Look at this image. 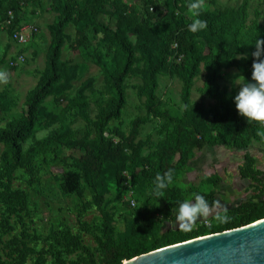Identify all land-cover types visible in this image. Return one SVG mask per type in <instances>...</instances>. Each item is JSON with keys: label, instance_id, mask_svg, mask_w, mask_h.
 <instances>
[{"label": "trees", "instance_id": "16d2710c", "mask_svg": "<svg viewBox=\"0 0 264 264\" xmlns=\"http://www.w3.org/2000/svg\"><path fill=\"white\" fill-rule=\"evenodd\" d=\"M190 2L164 0V10H150L142 2L143 13H138L137 3L119 10L110 0L53 1L57 14L49 25L50 39L43 70L25 95L22 113L0 126V234L12 230L11 217L24 226L22 213L27 207V196L12 187L13 173L39 160L63 165L65 170L60 175L63 194L73 195L87 189L91 203L100 214L98 230L90 231L96 247L91 250L69 229H51L45 249H31L16 237L9 238L5 242L8 258L3 260L0 256V264H26L27 259L30 264H120L124 259L157 248L264 218V172L256 166L255 158L245 152L238 177L248 180L255 192L224 208L221 214L230 218L227 222L221 223L215 218L214 223L202 225L191 234L180 228L165 229L167 223L176 221L173 208L184 201L174 184L176 172L187 167L197 150L217 146L241 150L264 139L258 135L264 132V126L248 122L238 113L234 102L238 93L219 84L224 66L244 72L246 81L252 79L255 41L264 39V24L259 23L258 12L248 21V0H241L237 7L212 9L197 17L207 22V28L193 33L188 29L193 22L187 8ZM15 5L14 0H0L1 19L6 17L7 10L14 11ZM103 14H109L113 22L101 20ZM69 24L75 26L77 44L99 68L103 86L97 91L94 80L87 78L65 106L54 113L45 107V100L63 98L77 75V65L66 63L61 57ZM88 29L100 35L110 52L88 47ZM246 53L247 59L235 57ZM162 70L181 81V110L164 107L156 94L157 77ZM202 71L200 92L214 101L208 107L191 102L195 79ZM135 72L141 79L137 95L147 115L161 121L162 136L147 155L141 153L146 142L136 141L144 121L142 117L132 122L127 135L116 130L114 135L119 137L118 141L105 135L109 123L118 120L123 112L125 81ZM90 97L96 110L93 118L89 114ZM6 102L5 93L0 92V109ZM69 114L80 117L90 127L91 135L75 138L67 124ZM54 125L46 136L35 137L38 128ZM27 142L30 143L25 147ZM136 167H139L137 174ZM169 169L173 170V184L164 190V197L158 198L154 195L155 177ZM125 170L130 173L131 194L140 202L142 210L138 218L125 220L123 230L115 234L117 219L105 208L104 199L112 190L120 194ZM220 183L218 174L203 175L200 185L209 189L189 187L191 201L195 203L194 194H199L210 205L220 202L221 197L215 190ZM72 253L76 256L67 259L66 255Z\"/></svg>", "mask_w": 264, "mask_h": 264}, {"label": "rangeland", "instance_id": "374dc122", "mask_svg": "<svg viewBox=\"0 0 264 264\" xmlns=\"http://www.w3.org/2000/svg\"><path fill=\"white\" fill-rule=\"evenodd\" d=\"M15 10H7L6 17L1 19L0 12V70L6 71L9 75L8 84H0V92H4L7 102L0 109V126H3L9 119L19 116L23 111L25 95L36 83L44 67L45 53L49 44V25L57 14L54 7V0H14ZM241 0H205L206 11L223 7H237ZM142 2L149 5L150 10L165 9L164 0H110V4L123 10L125 7L137 3L138 13H143ZM204 11V12H206ZM203 12V13H204ZM254 12H258V21L264 24V0H248V21L254 18ZM10 13L12 18H10ZM101 20L107 23L113 22L109 14L100 16ZM10 22L7 23V20ZM158 27V24L155 25ZM66 39L62 48V60L66 63L77 65V75L72 81V88L65 93L63 98L48 97L45 100V107L51 112H59L67 100L74 96L77 87L87 78L94 80V87L97 91L102 90L103 81L99 68L83 52L75 38V26L69 24L66 29ZM18 34V37H15ZM23 35L24 40L19 39ZM88 47L110 52L108 47L101 42L100 35L94 34L90 29L86 31ZM111 54V53H110ZM248 58V53L244 54ZM157 58L154 57V60ZM141 63L139 64V67ZM246 81L245 73L234 67L224 66L220 72L219 84L228 91L235 90L237 93L240 85L235 83ZM158 88L156 94L166 108L173 107L181 110V81L167 70H162L157 77ZM203 80V71L195 79L191 92V102L203 106H211L213 100L205 97L200 92ZM141 83L139 73H133L127 77L126 84V105L118 120L111 121L105 135L119 140L114 133L116 130L127 135L132 122L138 118H144L139 126L137 140L145 141L142 155L152 152L157 140L162 136L159 133L161 121L147 115L142 105V99L137 95V86ZM90 97V101H91ZM96 113L95 107L90 102L89 114L93 118ZM67 124L73 131L75 138H80L90 133V127L84 121L73 114L67 116ZM50 128H38L35 137L42 138L48 134ZM91 135V133H90ZM30 142L25 143V147ZM2 146H0V150ZM245 152L251 154L256 161V166L264 172V139L254 143L247 149L234 150L228 147L202 148L195 152L194 157L187 164V167L178 169L174 184L179 188L185 200L191 201L189 187H198L207 191L209 187L201 186L203 175L214 172L220 174L221 183L215 188L217 195L221 197L220 203L225 207H231L241 200L247 199L255 192L249 181L238 177V167L243 162ZM67 153V152H66ZM28 170L31 171L29 174ZM65 168L60 163L45 164L39 160L33 161L29 166L18 168L13 173L12 187L23 191L27 196V207L22 213L24 226L11 217L9 222L12 230L8 234H0V256L3 260L8 257V248L5 242L12 236L31 249H45L48 242V234L51 229H69L71 233L78 236L81 242L91 250L96 244L90 231L98 230L100 214L98 209L91 203L87 189H82L77 194L65 195L60 188V175ZM139 173V167L134 168ZM205 173V174H204ZM124 181L119 195L115 190L105 194L104 205L117 219L115 234L120 233L125 220L138 218L142 207L140 202L131 194L129 183L130 173L123 172ZM179 205L173 208V215L177 217ZM158 215V213L153 212ZM215 222V217L210 216L206 220H197L191 234L200 226H208ZM166 228H179L177 221L167 223ZM79 252H77L78 254ZM75 253L67 254L66 258H74ZM48 261L51 257L47 255ZM26 264H30L27 259Z\"/></svg>", "mask_w": 264, "mask_h": 264}, {"label": "clouds", "instance_id": "9594fccd", "mask_svg": "<svg viewBox=\"0 0 264 264\" xmlns=\"http://www.w3.org/2000/svg\"><path fill=\"white\" fill-rule=\"evenodd\" d=\"M187 8L189 14L193 16V22L188 26L189 31L196 33L205 30L208 26L207 22L197 18L206 11L205 0H192L188 3ZM252 56L255 58L252 65V80L240 83L235 79V83L240 85V89L234 96V102L238 113L248 122L255 121L264 126V58H262L264 57V39H256L255 51L252 52ZM235 57L247 59L246 55L238 54ZM8 83V73L0 70V84ZM258 135L264 138V132H259ZM154 183V195L158 198L164 197V190L173 184V170L169 169L163 175L158 173ZM192 201L185 200L179 204L176 221L182 231H191L197 220H206L210 216H215L221 223L230 219L226 214H221L225 209L219 200L210 205L205 196L194 194L195 203Z\"/></svg>", "mask_w": 264, "mask_h": 264}, {"label": "water", "instance_id": "95a60500", "mask_svg": "<svg viewBox=\"0 0 264 264\" xmlns=\"http://www.w3.org/2000/svg\"><path fill=\"white\" fill-rule=\"evenodd\" d=\"M120 264H264V218L157 248Z\"/></svg>", "mask_w": 264, "mask_h": 264}, {"label": "built area", "instance_id": "2783aa9c", "mask_svg": "<svg viewBox=\"0 0 264 264\" xmlns=\"http://www.w3.org/2000/svg\"><path fill=\"white\" fill-rule=\"evenodd\" d=\"M10 18H12V14H11V13H10ZM9 22H10V19L7 20V23H9ZM15 37H18V34H15ZM19 37H20L19 39H20L21 41H22V39L24 40L23 35H20Z\"/></svg>", "mask_w": 264, "mask_h": 264}, {"label": "crops", "instance_id": "0c3cea01", "mask_svg": "<svg viewBox=\"0 0 264 264\" xmlns=\"http://www.w3.org/2000/svg\"><path fill=\"white\" fill-rule=\"evenodd\" d=\"M217 147H222V146H217ZM213 148H215V147H213ZM206 149H210V148H206ZM214 172H210V173H206L207 175H211V174H213ZM205 174V173H204ZM218 175H220V174H218Z\"/></svg>", "mask_w": 264, "mask_h": 264}]
</instances>
